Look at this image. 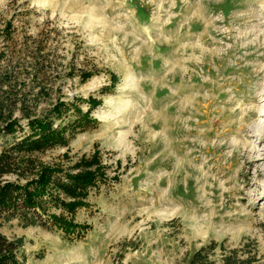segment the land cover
Wrapping results in <instances>:
<instances>
[{"label":"rangeland","instance_id":"374dc122","mask_svg":"<svg viewBox=\"0 0 264 264\" xmlns=\"http://www.w3.org/2000/svg\"><path fill=\"white\" fill-rule=\"evenodd\" d=\"M8 21L0 67L13 84L52 86L42 109L102 100L69 152H99L109 175L77 241L0 228L24 239L25 264H187L212 243V260L237 250L264 264V0H0ZM36 49L38 78L26 71Z\"/></svg>","mask_w":264,"mask_h":264},{"label":"trees","instance_id":"16d2710c","mask_svg":"<svg viewBox=\"0 0 264 264\" xmlns=\"http://www.w3.org/2000/svg\"><path fill=\"white\" fill-rule=\"evenodd\" d=\"M12 28V22H6L0 28V39L12 41ZM41 57L42 52L36 49L26 68L35 78L45 74ZM3 58L0 52V60ZM13 74L0 67V228L17 223L77 241L90 229L87 223L78 222L77 216L90 211L92 193L109 184V175L99 152L75 158L69 147L77 134L95 128L98 122L92 112L102 100L75 96L67 102L59 97L42 109L40 101L48 100L54 88L42 83L38 88L13 84ZM95 75L93 70H81L80 82L87 83ZM111 80L117 83L116 76ZM80 102L87 103L88 110L84 111ZM59 148L67 150L51 162L43 160ZM24 246L23 238H9L0 231V264H25ZM215 248L212 243L199 249L188 257L187 264H261L256 255L240 260L237 250L220 261L212 260L209 253Z\"/></svg>","mask_w":264,"mask_h":264}]
</instances>
